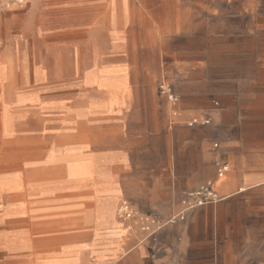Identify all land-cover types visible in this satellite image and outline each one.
Segmentation results:
<instances>
[{
	"label": "crops",
	"instance_id": "crops-1",
	"mask_svg": "<svg viewBox=\"0 0 264 264\" xmlns=\"http://www.w3.org/2000/svg\"><path fill=\"white\" fill-rule=\"evenodd\" d=\"M104 2L108 56L88 71L112 77L115 91L81 83L88 99L64 111V134L75 139L65 145L90 174L68 178L79 156L59 166V212L79 221L63 225L70 243L41 261L264 264V0ZM207 182L219 201L195 207L188 195ZM122 202L161 225L148 233L119 221Z\"/></svg>",
	"mask_w": 264,
	"mask_h": 264
},
{
	"label": "rangeland",
	"instance_id": "rangeland-1",
	"mask_svg": "<svg viewBox=\"0 0 264 264\" xmlns=\"http://www.w3.org/2000/svg\"><path fill=\"white\" fill-rule=\"evenodd\" d=\"M128 7L136 11L141 3L131 1ZM108 27L104 0H0V180L15 175L25 187L11 203L0 187V264H52L41 261L43 256L59 254L70 243L73 231L63 225L79 219L59 212L65 183L59 166L79 156L66 165L68 178L76 182L88 177L90 167L78 162L80 151L67 149L75 139L64 134L62 118L88 99L82 84L114 93L112 77L88 71L94 61L107 60ZM133 28L130 43L137 46V23ZM112 39L119 41L116 34ZM4 112L14 117L9 136L1 132ZM30 148L39 149L35 157L27 154ZM43 151L51 152L59 166L43 168Z\"/></svg>",
	"mask_w": 264,
	"mask_h": 264
},
{
	"label": "built area",
	"instance_id": "built-area-1",
	"mask_svg": "<svg viewBox=\"0 0 264 264\" xmlns=\"http://www.w3.org/2000/svg\"><path fill=\"white\" fill-rule=\"evenodd\" d=\"M158 91L160 95L165 96L169 102L174 103L177 101L176 96L172 93L170 87L161 84L158 87ZM205 124H207V121H204ZM195 124V121L191 123ZM226 171V167L222 166L217 169V175L220 177L222 174ZM191 198L196 197L197 201L195 203V207L197 206H202L207 203H214L219 201V198L214 194L212 190V183L207 182L206 184L202 185L199 187V189L188 195ZM117 217L119 220L122 222L126 221H132V220H137L142 224V230L150 233V225H161V223L154 217H151L149 215H140V214H135L131 205L127 202H122L120 206L117 209ZM174 219H179L183 220L182 215H176L172 218Z\"/></svg>",
	"mask_w": 264,
	"mask_h": 264
},
{
	"label": "bare ground",
	"instance_id": "bare-ground-1",
	"mask_svg": "<svg viewBox=\"0 0 264 264\" xmlns=\"http://www.w3.org/2000/svg\"><path fill=\"white\" fill-rule=\"evenodd\" d=\"M32 52V51H31ZM30 58V57H29ZM27 101V100H25ZM16 113V112H15ZM14 117H10L8 113L4 112L3 113V116H2V120L5 121L6 124H3L2 128H1V132L3 134V136H9L11 135L14 131H13V126H12V120ZM60 126V125H59ZM59 126L57 128H59ZM50 127V126H49ZM42 132V131H40ZM45 132H50V131H45ZM59 132V131H58ZM57 132V133H58ZM44 133V131L42 132ZM32 138V137H31ZM31 142V141H30ZM45 142V141H43ZM26 143V142H25ZM29 143V142H28ZM9 145V144H8ZM16 146V145H15ZM14 146V147H15ZM32 146V145H30ZM29 146V147H30ZM21 147V146H20ZM41 147V146H40ZM3 148V147H2ZM6 148V146H5ZM16 148H18L16 146ZM42 149V148H40ZM47 149V148H46ZM11 150V149H10ZM44 150V149H43ZM39 151V149L37 148H30L27 150V154L31 157H35L34 155L36 154L37 155V152ZM40 155V154H39ZM23 157V156H22ZM24 157H27V156H24ZM53 155L51 152H47V151H43L42 152V167H46L48 164H56V160L53 158ZM15 158V157H14ZM16 161V160H15ZM2 163V162H1ZM5 163V162H4ZM7 163V162H6ZM5 163V164H6ZM21 163V162H20ZM8 164V163H7ZM11 164V162H10ZM57 167L59 166L58 164H56ZM73 165V164H72ZM76 167V166H75ZM78 167V166H77ZM48 168V167H47ZM79 168V167H78ZM41 169V168H40ZM77 171V170H76ZM79 172V171H78ZM59 173V170L57 169V174ZM85 175V174H83ZM24 176V175H23ZM82 176V175H81ZM79 177H80V174H79ZM77 178V176H76ZM74 181V180H73ZM38 182V181H37ZM40 182V181H39ZM30 183V182H29ZM28 183V184H29ZM63 183V181H62ZM0 187L1 190L3 191V196L7 197L6 201L7 203H11V201H14L16 200L18 197H22L24 194L23 192L25 191V187H23V185H21V182H20V178L17 177V176H12V175H5L2 177V179L0 180ZM10 188V190H8ZM44 194V192H42ZM29 197V196H28ZM30 202V201H28ZM29 206V205H28ZM29 225V224H28Z\"/></svg>",
	"mask_w": 264,
	"mask_h": 264
}]
</instances>
